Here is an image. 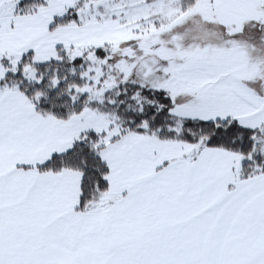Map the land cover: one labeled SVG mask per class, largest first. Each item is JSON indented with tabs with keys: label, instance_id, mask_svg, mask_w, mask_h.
<instances>
[{
	"label": "snow or ice",
	"instance_id": "snow-or-ice-1",
	"mask_svg": "<svg viewBox=\"0 0 264 264\" xmlns=\"http://www.w3.org/2000/svg\"><path fill=\"white\" fill-rule=\"evenodd\" d=\"M0 264H264V0H0Z\"/></svg>",
	"mask_w": 264,
	"mask_h": 264
}]
</instances>
